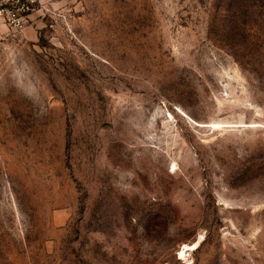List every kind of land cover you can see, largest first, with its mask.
I'll return each mask as SVG.
<instances>
[{"label": "rangeland", "instance_id": "374dc122", "mask_svg": "<svg viewBox=\"0 0 264 264\" xmlns=\"http://www.w3.org/2000/svg\"><path fill=\"white\" fill-rule=\"evenodd\" d=\"M0 264H264V0H37L0 47Z\"/></svg>", "mask_w": 264, "mask_h": 264}, {"label": "built area", "instance_id": "2783aa9c", "mask_svg": "<svg viewBox=\"0 0 264 264\" xmlns=\"http://www.w3.org/2000/svg\"><path fill=\"white\" fill-rule=\"evenodd\" d=\"M37 0H0V47L7 35L19 34Z\"/></svg>", "mask_w": 264, "mask_h": 264}, {"label": "bare ground", "instance_id": "6f19581e", "mask_svg": "<svg viewBox=\"0 0 264 264\" xmlns=\"http://www.w3.org/2000/svg\"><path fill=\"white\" fill-rule=\"evenodd\" d=\"M194 245H195V244L193 243V244L189 245L188 247H193ZM185 246H186V245H183V246L181 247V249L179 250V252H178V256H179V257H181V256L184 254Z\"/></svg>", "mask_w": 264, "mask_h": 264}]
</instances>
